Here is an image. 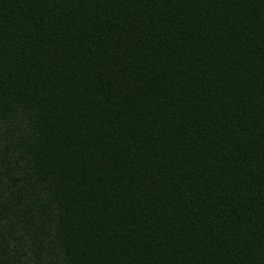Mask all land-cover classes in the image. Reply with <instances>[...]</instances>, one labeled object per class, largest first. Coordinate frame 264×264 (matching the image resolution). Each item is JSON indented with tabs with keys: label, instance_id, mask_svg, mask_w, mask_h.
<instances>
[{
	"label": "trees",
	"instance_id": "trees-1",
	"mask_svg": "<svg viewBox=\"0 0 264 264\" xmlns=\"http://www.w3.org/2000/svg\"><path fill=\"white\" fill-rule=\"evenodd\" d=\"M0 264H264V0H0Z\"/></svg>",
	"mask_w": 264,
	"mask_h": 264
}]
</instances>
